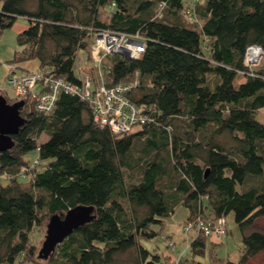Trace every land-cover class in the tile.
I'll return each instance as SVG.
<instances>
[{
    "label": "trees",
    "instance_id": "16d2710c",
    "mask_svg": "<svg viewBox=\"0 0 264 264\" xmlns=\"http://www.w3.org/2000/svg\"><path fill=\"white\" fill-rule=\"evenodd\" d=\"M1 1L0 34L18 17L29 21L13 61L74 83L77 53L90 52L95 31L139 32L145 51L106 56L102 73L108 86L137 78L129 97L154 119L116 133L77 96L60 94L48 114L25 97V123L0 151V264H206L144 244L179 206L194 226L233 213L241 258L212 251L216 262L247 264L264 251L255 226L264 217V55L245 63L251 45L264 54V0ZM77 205L94 206V218L48 258L36 256L33 229ZM193 232L189 251L203 257L212 235Z\"/></svg>",
    "mask_w": 264,
    "mask_h": 264
},
{
    "label": "built area",
    "instance_id": "2783aa9c",
    "mask_svg": "<svg viewBox=\"0 0 264 264\" xmlns=\"http://www.w3.org/2000/svg\"><path fill=\"white\" fill-rule=\"evenodd\" d=\"M147 39L139 32L128 33L112 30L109 28L95 31L91 44L93 59L101 64L109 53H123L130 57H138L145 51ZM124 54V53H123ZM263 50L259 45H251L245 54L247 65H257L263 59ZM100 66V65H99ZM99 81L87 77L81 83H74L65 77L56 76L47 72H28L21 78L10 74L9 83L16 91V95L25 96L28 92H34L38 82H42L37 94L36 109L45 114L51 113L56 105L60 94H70L87 101L92 106L93 119L101 127H109L116 133H125L134 127L149 124L153 121V115L133 102L129 93L138 85L139 80L118 83L108 86L102 77L101 68L98 67ZM138 75V74H137ZM37 161V159L35 160ZM212 222L200 221L196 227L197 231L209 236L217 233L219 238L225 233V219H217L213 227ZM193 228V223L189 224Z\"/></svg>",
    "mask_w": 264,
    "mask_h": 264
},
{
    "label": "rangeland",
    "instance_id": "374dc122",
    "mask_svg": "<svg viewBox=\"0 0 264 264\" xmlns=\"http://www.w3.org/2000/svg\"><path fill=\"white\" fill-rule=\"evenodd\" d=\"M0 2L2 1L0 0ZM107 16L108 11H103L102 18L107 19ZM23 21L27 24L29 23L27 18L25 19L18 17L12 27L5 29L0 34V94H2L9 103H15L17 101L24 100L25 97H33L37 102V94L39 93L40 88L42 89L43 86L42 82H38L33 93L28 92L25 96L16 95L15 89L12 87L8 80L10 74L21 78L28 72L48 71L45 69H38V63L36 61H27L21 66L13 61L14 52L18 49L17 34L20 30H22V26H20V23H23ZM114 53L115 52H112L108 55H112ZM92 56L91 46L90 52L80 50L77 53L75 67L76 73L80 76L81 80H84L87 77H92L94 79H97V81L101 79L99 77L98 67H100L102 71V63L99 64L98 62H96ZM258 64L259 63H257V65ZM22 107L20 108V112L22 110ZM259 117L264 120V109L259 112ZM47 138V135L43 133L39 137V142L45 141ZM36 155V150L29 153V157L31 159L35 158ZM20 180L27 181V179H25L24 177H20ZM187 214V208H185L184 206H179L173 215L165 219V224L162 226V228L159 229L158 235L151 240L145 241L144 244L152 251H154V253H159L161 255L169 252L170 248H168V244H170L172 245V251H175V249H177V253H181L183 259L188 258L191 260L194 258L196 261H202L206 264H224L223 261L216 262L212 258V251L217 252L218 256L224 261H239L243 249L242 234L234 219L233 213H230L226 216L227 222H225V233L221 236L223 238H221V242H212L214 238L217 239L220 237L217 235V233L212 234V239L211 237L207 238L206 255L203 257H193L191 252L189 251V244L194 235L193 231H195L196 233V230L198 229L194 230L195 226H193V229L188 223L185 222ZM48 220L49 218L43 224L37 226L32 231L31 241L35 245L36 256L39 254V250L42 247L43 241L45 240L46 225ZM207 220L212 221L209 218ZM215 223H218L217 219ZM215 223L212 222L213 227L215 226ZM255 226L260 230L264 229V217H260L259 219H257ZM123 258H126V256H123ZM247 264H264V251L257 254L252 260H249Z\"/></svg>",
    "mask_w": 264,
    "mask_h": 264
},
{
    "label": "water",
    "instance_id": "95a60500",
    "mask_svg": "<svg viewBox=\"0 0 264 264\" xmlns=\"http://www.w3.org/2000/svg\"><path fill=\"white\" fill-rule=\"evenodd\" d=\"M123 53L127 54L125 51ZM24 103V100L9 103L0 94V151L8 150L14 146L15 141L12 136L19 131L26 120L20 112ZM93 212L94 206L92 205H77L62 214L57 213L50 216L46 225L45 240L39 250V257L48 258L51 256L56 246L65 237L94 218Z\"/></svg>",
    "mask_w": 264,
    "mask_h": 264
},
{
    "label": "crops",
    "instance_id": "0c3cea01",
    "mask_svg": "<svg viewBox=\"0 0 264 264\" xmlns=\"http://www.w3.org/2000/svg\"><path fill=\"white\" fill-rule=\"evenodd\" d=\"M1 5V2H0ZM19 18H25V17H19ZM26 19V18H25ZM24 20V19H23ZM20 26H22V29H24L27 26V23L23 21V23H20ZM21 31V30H20Z\"/></svg>",
    "mask_w": 264,
    "mask_h": 264
},
{
    "label": "bare ground",
    "instance_id": "6f19581e",
    "mask_svg": "<svg viewBox=\"0 0 264 264\" xmlns=\"http://www.w3.org/2000/svg\"><path fill=\"white\" fill-rule=\"evenodd\" d=\"M49 72L51 73V74H54L53 72H51L50 70H49ZM55 75V74H54Z\"/></svg>",
    "mask_w": 264,
    "mask_h": 264
}]
</instances>
